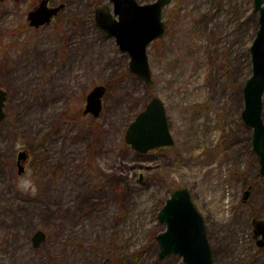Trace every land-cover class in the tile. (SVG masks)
I'll return each mask as SVG.
<instances>
[{
	"label": "rangeland",
	"instance_id": "374dc122",
	"mask_svg": "<svg viewBox=\"0 0 264 264\" xmlns=\"http://www.w3.org/2000/svg\"><path fill=\"white\" fill-rule=\"evenodd\" d=\"M50 1L66 9L35 29L26 18L39 0H0V84L8 90L0 264H184L174 254L160 259L156 240L158 210L179 186L203 217L214 264H264L252 223L264 220V175L241 118L258 26L253 0H171L162 37L147 47L151 85L95 25V9L108 0ZM97 84L106 92L93 117L82 110ZM154 96L173 144L138 153L124 133ZM22 144L30 154L23 165L38 190L53 192V206L31 207L44 194L16 187ZM36 229L47 233L39 247L31 245Z\"/></svg>",
	"mask_w": 264,
	"mask_h": 264
},
{
	"label": "water",
	"instance_id": "95a60500",
	"mask_svg": "<svg viewBox=\"0 0 264 264\" xmlns=\"http://www.w3.org/2000/svg\"><path fill=\"white\" fill-rule=\"evenodd\" d=\"M95 9V22L105 37H113L121 52L129 57V71L145 85H151V72L147 55L150 42L162 37L166 24L162 9L171 0H154L138 3L137 0H108ZM63 6H48V0H39L28 12L31 26L38 27L50 22ZM253 11L258 13V28L250 45L251 75L243 87L244 108L241 118L252 128V148L258 157L259 174L264 175V122L262 119V95L264 93V0H253ZM106 92L103 84H97L87 93L83 114L98 117L102 109V97ZM6 90L0 88V122L4 118L3 105ZM124 140L140 153L150 149L170 146L173 138L163 102L152 97L145 108L128 124ZM24 151L17 155L18 173L24 169L21 160ZM157 219L165 228L156 235L158 257L169 254L181 257L184 264H214L211 247L206 235L202 215L190 198L185 186L170 193L157 213ZM261 234L259 246H264V221L257 220ZM45 233L37 229L31 236V244L38 247L45 240Z\"/></svg>",
	"mask_w": 264,
	"mask_h": 264
},
{
	"label": "flooded vegetation",
	"instance_id": "af4514ba",
	"mask_svg": "<svg viewBox=\"0 0 264 264\" xmlns=\"http://www.w3.org/2000/svg\"><path fill=\"white\" fill-rule=\"evenodd\" d=\"M49 3H50V2H49ZM50 5H54V4H53V3H50ZM34 7H35V6H33L30 10H32ZM65 9H66V4L64 3V5L62 6V8H60V10H59L58 13H61V12L64 11ZM30 10H29V11H30ZM29 11H28V12H29ZM28 12H27V14H28ZM26 19H27V24H28V27H29V28H35V29L38 28V27L31 26V25L29 24L28 18H26ZM41 27H42V26H41ZM0 88H3V89L6 90V98H5V99H7V95H8V90H7V88H6V87H3L1 84H0ZM48 138H50V137H48ZM20 148L23 149V150H25V152H26V155H25L26 159H24V161H22V164H24V162L27 161V160L29 159V155H30V154H29V148L26 147V145H23V144L20 145ZM161 148H164V147H161ZM16 163H17V160H16ZM36 163H37L38 173L40 174L41 171H42V168L39 166V165H40V161L37 160ZM23 166H24V165H23ZM24 171H25V166H24V170H23L21 173H23ZM21 173H20V174H21ZM48 174L51 175L50 171H48ZM47 191H48V193H47V200H48L47 204H48V206H53V203H52V201H53V192H52V191H49L48 186H47ZM249 192H250V189H249V188H245V189H244V195H243V198H242L243 202H245V201L248 199V197H249ZM43 194H44V188H43V189H39L38 192H37V196H36V197H38L39 195L43 196ZM51 195H52V196H51ZM49 199H50V202H49ZM257 220H263V219L255 218V217H254V219L252 220V223H253L254 226H255L256 224H260V223L257 222ZM263 221H264V220H263ZM258 231H259L258 228H256V226H255L253 237L256 239L257 243H258V239H259V237H260V235H261L260 233L257 234ZM46 237H47V233H46Z\"/></svg>",
	"mask_w": 264,
	"mask_h": 264
},
{
	"label": "clouds",
	"instance_id": "9594fccd",
	"mask_svg": "<svg viewBox=\"0 0 264 264\" xmlns=\"http://www.w3.org/2000/svg\"><path fill=\"white\" fill-rule=\"evenodd\" d=\"M15 183L21 192L34 195L38 191V184L30 167L25 166V171L15 177Z\"/></svg>",
	"mask_w": 264,
	"mask_h": 264
},
{
	"label": "trees",
	"instance_id": "16d2710c",
	"mask_svg": "<svg viewBox=\"0 0 264 264\" xmlns=\"http://www.w3.org/2000/svg\"><path fill=\"white\" fill-rule=\"evenodd\" d=\"M44 190L45 191H44L43 199L40 202H38L37 205L35 204L34 200L30 201L31 204H32L31 207H34L35 208L37 206V208L42 209L44 206H47V202H48V200H47V193H48V191H47V188H45ZM44 197H46L45 202H44ZM32 214L34 215V213H32ZM23 237L28 240V235L27 236H23ZM47 257L49 259L50 255H48Z\"/></svg>",
	"mask_w": 264,
	"mask_h": 264
},
{
	"label": "bare ground",
	"instance_id": "6f19581e",
	"mask_svg": "<svg viewBox=\"0 0 264 264\" xmlns=\"http://www.w3.org/2000/svg\"><path fill=\"white\" fill-rule=\"evenodd\" d=\"M258 14V13H257ZM257 28H258V26H257Z\"/></svg>",
	"mask_w": 264,
	"mask_h": 264
}]
</instances>
